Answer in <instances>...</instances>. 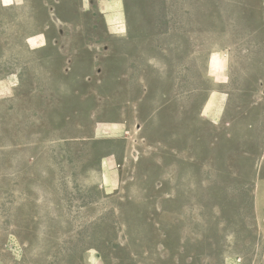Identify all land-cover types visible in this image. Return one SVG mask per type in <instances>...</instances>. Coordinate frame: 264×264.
<instances>
[{
	"label": "rangeland",
	"instance_id": "1",
	"mask_svg": "<svg viewBox=\"0 0 264 264\" xmlns=\"http://www.w3.org/2000/svg\"><path fill=\"white\" fill-rule=\"evenodd\" d=\"M122 2L0 0V264H264V0Z\"/></svg>",
	"mask_w": 264,
	"mask_h": 264
},
{
	"label": "crops",
	"instance_id": "2",
	"mask_svg": "<svg viewBox=\"0 0 264 264\" xmlns=\"http://www.w3.org/2000/svg\"><path fill=\"white\" fill-rule=\"evenodd\" d=\"M120 3H121V6H122V0H120ZM120 14H121V18L124 20V18L126 19V13L125 11L122 9L121 7V10H120ZM128 24H129V27L130 29H132V31H141L142 30V26L140 25V23L136 22L135 19L132 17L131 19L129 18L128 20ZM211 55V54H210ZM116 58V57H115ZM131 59H133L131 57ZM134 60V59H133ZM115 61H117L116 59H112L111 62L114 63ZM132 63H136L135 61H130ZM208 71V70H207ZM211 93H215L216 96H217V100L221 101V104H220V109L217 110L215 113H216V121L215 123L217 122H220L222 120V116H223V106L225 104V93L223 92H220V91H217L215 92L214 90H210L207 94V97L205 99V101L203 102L202 106L200 107V109H198L197 111V114L198 116H202V112H204V109L206 107V103L208 102V100L210 99V97L212 96ZM208 120V119H207ZM209 123L211 124H215L213 123L212 121L208 120ZM105 124H102V123H98L96 124V126L94 127V130H102V128H104ZM116 127L119 129V127L122 125L120 124L119 122L115 124ZM132 154V148L131 147H128L127 144L124 146L123 148V151H122V154H121V157H124V156H128L130 157ZM190 157L189 158H192V160H198V159H202L204 160L205 157L203 156L202 158L199 156V154H194L192 153V155L190 154L189 155ZM179 159H185V158H188V156H182V152H180V155L178 157ZM103 161H106L105 163V173H104V170H103V166H102V162ZM119 162L117 160V156L115 154H112V153H107V154H104L103 156H101L99 158V161H98V176L100 178V186H102V188H106L107 185H110L111 183L113 184V174L114 175H119V166H118ZM253 206H255L256 209H258V213L260 214V217L261 219L264 221V200H256L254 203H253ZM261 237L263 238V235H261ZM248 240H251V239H247V237H244L241 239V242H242V245L244 246H247L248 245ZM222 253L221 252H217L213 255H218L220 256ZM222 256V260L224 263L225 260L227 259L226 257L227 256ZM234 256H230V260H234ZM223 263V264H224Z\"/></svg>",
	"mask_w": 264,
	"mask_h": 264
}]
</instances>
